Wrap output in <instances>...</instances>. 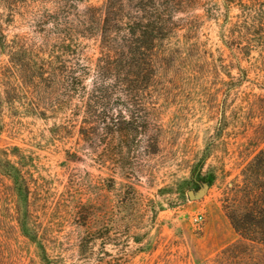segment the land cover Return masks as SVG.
Instances as JSON below:
<instances>
[{
  "label": "rangeland",
  "instance_id": "obj_1",
  "mask_svg": "<svg viewBox=\"0 0 264 264\" xmlns=\"http://www.w3.org/2000/svg\"><path fill=\"white\" fill-rule=\"evenodd\" d=\"M59 8L58 0H0V36L36 56L46 45L39 23ZM239 13L203 0L177 16V29L157 48L150 93L125 104L148 117L149 130L125 136L123 150L80 134L76 97L67 111L44 117L32 109L46 107L32 89L19 90L13 103L11 89L1 87L0 157L23 169L30 227L54 262L264 264V246L241 243L229 218L241 209L236 192L245 169L264 149V60L222 39ZM7 60L0 50V66ZM120 152L124 163L114 161ZM203 184L207 194L191 199ZM0 185L10 195L0 209V264H41L16 222L10 182L0 176ZM199 214L204 220L195 223Z\"/></svg>",
  "mask_w": 264,
  "mask_h": 264
},
{
  "label": "trees",
  "instance_id": "obj_2",
  "mask_svg": "<svg viewBox=\"0 0 264 264\" xmlns=\"http://www.w3.org/2000/svg\"><path fill=\"white\" fill-rule=\"evenodd\" d=\"M58 1L59 11L49 13L39 23L46 45L36 56L16 40L8 42L0 36V50L8 53L7 62L0 66V100L4 85L13 92L11 97L7 93L13 103L19 90L30 88L46 102L45 108L33 104L32 109L47 117V113L59 109L67 111L76 97L78 104L72 111L80 121V134L95 146L117 141L116 148L123 150L125 136L138 135L143 129L147 133L150 127L148 117L125 108V104L138 102L150 93L156 78L159 44L177 29V16L201 6L203 0H105L101 7L88 6L83 10L80 6L87 0ZM221 3L226 14L233 8L240 11L227 19V30L222 36L225 45L230 50L236 47L243 55L256 51L264 60V0ZM93 42L96 58L90 55ZM71 58L72 68L68 66ZM118 106L122 107L115 117L113 110ZM127 112L131 121L125 117ZM158 144L156 141L154 151ZM114 161L124 163L125 156L120 152ZM0 176L11 184L16 222L23 236L37 245L41 264H59L32 233L29 187L23 169L0 157ZM236 194L241 209L229 218L240 242L264 246V149L245 169L244 184ZM9 196L0 185V209L6 208L3 199ZM88 249L82 247L83 251ZM97 264L104 262L99 260Z\"/></svg>",
  "mask_w": 264,
  "mask_h": 264
},
{
  "label": "water",
  "instance_id": "obj_3",
  "mask_svg": "<svg viewBox=\"0 0 264 264\" xmlns=\"http://www.w3.org/2000/svg\"><path fill=\"white\" fill-rule=\"evenodd\" d=\"M209 188L210 187L208 184H203V186L200 188L198 192L189 191V197L191 199H201L207 194Z\"/></svg>",
  "mask_w": 264,
  "mask_h": 264
},
{
  "label": "built area",
  "instance_id": "obj_4",
  "mask_svg": "<svg viewBox=\"0 0 264 264\" xmlns=\"http://www.w3.org/2000/svg\"><path fill=\"white\" fill-rule=\"evenodd\" d=\"M203 220H204L203 214H199V215L195 216V218H194L195 223H201Z\"/></svg>",
  "mask_w": 264,
  "mask_h": 264
}]
</instances>
